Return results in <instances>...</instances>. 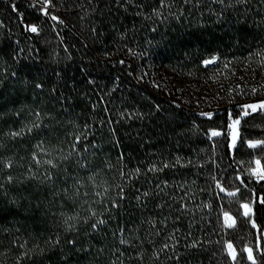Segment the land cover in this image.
<instances>
[{"label":"trees","instance_id":"1","mask_svg":"<svg viewBox=\"0 0 264 264\" xmlns=\"http://www.w3.org/2000/svg\"><path fill=\"white\" fill-rule=\"evenodd\" d=\"M263 100L264 0H0V264H253Z\"/></svg>","mask_w":264,"mask_h":264},{"label":"rangeland","instance_id":"2","mask_svg":"<svg viewBox=\"0 0 264 264\" xmlns=\"http://www.w3.org/2000/svg\"><path fill=\"white\" fill-rule=\"evenodd\" d=\"M215 63V62H214ZM214 63H211V64H208L207 67H211ZM224 74H221L217 77H213L212 78V81H214L215 83H223V81H226V77L227 76H223ZM260 104H264V100L263 101H258V102H253V103H249L247 104L244 109H245V112L248 113V115H245V112L244 114L242 115L241 118H238V119H235V120H239V124L238 125H233V121L235 120H232L231 122V125H230V139H231V142H230V147H231V150L233 153H235V151L237 150L238 146H239V143H240V129H241V122H242V119L246 116H249V115H252L254 113H257V112H262L264 113V109H261V108H257L256 110H253L252 108L248 107L249 105H260ZM216 132H219L220 135L222 134L221 131L219 130H215ZM213 132V131H212ZM211 132V133H212ZM220 135L218 136H211L212 138H215V137H219ZM233 135H236V144H235V147L233 148L232 147V138H233ZM250 144H256L257 146L256 147H250L249 145ZM247 147L249 149H251L252 152H245L244 153V158L239 161L242 169L247 172L249 175H252L253 177L255 178H259V174L264 172V141L261 140V139H254V140H250L247 142ZM257 161L259 163H257ZM234 195L236 194V192H233ZM244 204H248L249 207L251 208V213H249L248 216L245 215V211L246 209L243 207ZM242 205V209H243V214L245 217H248V218H251L253 220V217H254V210H253V202H247V203H244ZM227 215L229 217L232 218V220L235 221L234 217L231 215V214H228ZM232 220H228L227 222L225 221V215H224V222H225V226L227 228H234L236 226V221H235V224L233 227H228L227 224L228 223H231ZM252 224H255L254 222H252ZM231 244V243H228L226 245V249H227V253L229 254V256L232 258V256L230 255V250L228 248V245ZM233 246V244H231ZM251 248L252 249V254L255 258V253L259 252V253H264V234H263V238L262 240H259L258 243H257V248H253L251 246H248L246 247L245 249V253L247 255V258H248V252H247V249ZM233 249L235 250V259L237 258V250L235 249V247L233 246ZM249 262L253 263L252 260L248 259ZM255 262L256 261V258H255Z\"/></svg>","mask_w":264,"mask_h":264},{"label":"snow or ice","instance_id":"3","mask_svg":"<svg viewBox=\"0 0 264 264\" xmlns=\"http://www.w3.org/2000/svg\"><path fill=\"white\" fill-rule=\"evenodd\" d=\"M218 2H219V3H224V0H218ZM245 2H246V0H236V3H240V4L245 3ZM49 3H50V0H49ZM45 15H47V13H45ZM52 19L55 20V19H57V17L53 16ZM29 30H30L31 32H34V33L37 32V28H36L35 26H30ZM214 62H215V60H214V59H211V60H206L204 63H205V66H207L208 64H211V63H214ZM37 87H41V85H37ZM248 107L252 108L253 110H256L257 108L264 109V104H260V105H249ZM245 115H248V113L245 112ZM36 117H37V119H39V113H36ZM209 118H210V117H209ZM239 122H240L239 120H235V121H233V125H238ZM36 126L38 127L39 125H36ZM29 131H31V128H29ZM19 134H20V133H13V135H19ZM218 135H220V133H219V132H216V131H213V132L211 133V136H213V137H214V136H218ZM235 144H236V135H233V138H232V147H233V148L235 147ZM249 146H250V147H256L257 145H256V144H250ZM122 158H123V154H121V159H122ZM45 163L51 164V161H46ZM257 163H259V162L257 161ZM7 167H11V163H9V164L7 165ZM53 167H55V165H53ZM165 167H167V165H165ZM155 170H156V169H155L154 166H153L152 168L149 169V171H155ZM134 171H135L136 174H138V173L140 172V169L137 168V169H135ZM131 174H132V173H130V175H131ZM259 178H260V179H264V172H262V173L259 174ZM8 179L11 180V177H9ZM144 195L146 196V195H148V193H144ZM229 195H234V193H229ZM120 198H121V199L124 198V197H123V189H121ZM137 199H139V197H138ZM260 203H264V200H261ZM118 207H119V204L116 203L115 201H113V208H118ZM243 207L246 209V211H245V215L248 216L249 213H251V211H252L251 208L249 207L248 204H244ZM109 211H110V209H109ZM93 215H95V213H93ZM72 219H74V217H69V218L65 221V223L67 224V223H68V220H72ZM228 220H232V218L229 217L227 214H225V221L227 222ZM104 223H105V220H103V219H98V220L96 221V223H94V224L92 225V227H93V229H96V228L98 227V225H100V224H104ZM152 223H154V221H153ZM234 224H235V221L232 220V222H231V223H228L227 226H228V227H233ZM253 226L255 227V224H253ZM71 227L74 228V225L71 226ZM121 236H123V232H122V231H121ZM57 243H59V242L57 241ZM67 243H69V244H75V240H69V241H67ZM120 243H121V244H125V243H127V241L124 240V239H121V240H120ZM165 247H167V245H165ZM228 248H229V250H230V255L232 256V259L235 260V250L233 249V246H232L231 244H229V245H228ZM247 252H248V259L252 260V261H253V264H256V262H255V258H254L253 254H252V249H251V248L247 249Z\"/></svg>","mask_w":264,"mask_h":264}]
</instances>
